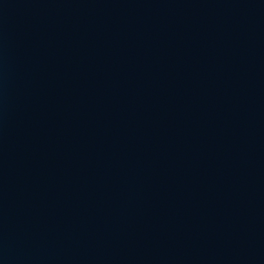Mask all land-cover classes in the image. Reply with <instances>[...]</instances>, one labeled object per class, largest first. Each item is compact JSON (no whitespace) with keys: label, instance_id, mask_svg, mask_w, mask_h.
<instances>
[{"label":"water","instance_id":"water-1","mask_svg":"<svg viewBox=\"0 0 264 264\" xmlns=\"http://www.w3.org/2000/svg\"><path fill=\"white\" fill-rule=\"evenodd\" d=\"M0 264H264V0H0Z\"/></svg>","mask_w":264,"mask_h":264}]
</instances>
